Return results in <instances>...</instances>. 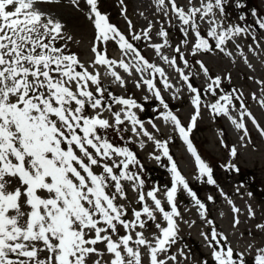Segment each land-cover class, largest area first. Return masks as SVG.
Returning <instances> with one entry per match:
<instances>
[{"label": "snow or ice", "instance_id": "6c2138e0", "mask_svg": "<svg viewBox=\"0 0 264 264\" xmlns=\"http://www.w3.org/2000/svg\"><path fill=\"white\" fill-rule=\"evenodd\" d=\"M45 2L51 0H0V264H264V242H249L237 250L228 236L213 226V220L206 216L205 203L189 186L169 152L172 137L163 140L148 131L135 111H143L142 106L134 98L114 95L104 87L99 71H89L76 53L68 51V41L73 37L65 35V26L58 18L37 7ZM120 2L123 4V0ZM70 3L80 9V0ZM84 3L94 28V41L98 42L91 47V67L104 68L121 88L127 81L117 68L129 76L138 73L135 87H146L159 101L163 110L158 111L157 119L171 125L187 146L198 173L195 179L206 178L207 184H215L212 167L201 159L189 140L200 115L201 95L190 79L199 71L186 70L193 67L191 57L208 76L207 66L198 57L214 51L232 56L227 46L232 43L239 49L238 37L251 35L256 47H260L250 31L252 26H244L246 17L242 11L236 22L230 19L229 8L242 10V0H154L156 11L162 13L168 26L182 34L174 47L169 44L166 27L156 32L162 42H151L153 22L137 33L128 21V38L99 10L98 0ZM121 14L127 18L125 10ZM252 16L256 17L255 25L264 30V16H257L255 11ZM140 40L150 41L147 47L175 70L192 94L195 111L187 126L169 110L154 83L153 78L158 76L164 90L173 88L165 69L145 58L133 43ZM111 41H115L122 56L129 58L127 62L111 59L102 50L100 45ZM165 48L174 55H165ZM248 48L254 51L252 45ZM240 55H244L243 51ZM244 62L252 66L247 58ZM209 80L204 91L216 96L222 78ZM179 91L172 93L173 98ZM234 101H239L238 109ZM259 103L264 107V99ZM206 107L243 130L241 140L249 135L245 118L264 136V127L237 90L219 95ZM230 109L238 111L240 118L233 117ZM125 122L131 125L133 136L146 137L154 143L157 151L150 154L152 159L157 163L162 158L167 160L171 185L163 192L156 185L145 191V180L139 171L132 170L140 165L136 154L102 134L108 129L118 135L129 130L122 127ZM147 123L160 131L153 120ZM221 144L228 147L223 140ZM140 147H144L143 139ZM237 154L236 147L229 149L231 157ZM222 167L239 171L234 163ZM129 188L135 193L132 199ZM179 191L187 193L200 218L210 226L209 231L200 232L210 260L198 261L180 246L183 214L177 204ZM161 194L163 202L158 198ZM232 212L238 214L240 209L233 206ZM248 215H254L251 207ZM239 223L234 218L233 228ZM256 228L264 232V224Z\"/></svg>", "mask_w": 264, "mask_h": 264}, {"label": "rangeland", "instance_id": "374dc122", "mask_svg": "<svg viewBox=\"0 0 264 264\" xmlns=\"http://www.w3.org/2000/svg\"><path fill=\"white\" fill-rule=\"evenodd\" d=\"M184 3L185 0H179ZM243 9L229 8L230 19L236 22V17L241 11L246 17V24L251 25V33L257 37L260 47H256L252 40V36H242L236 38L240 48L236 49L232 43L228 44V51L233 53L227 56L219 52H210L201 54L198 58L202 59L209 70L208 76H205L198 66L194 65L192 58L189 57L190 64L193 67L186 71H199V75L192 76L191 83L200 91L201 104L200 115L197 117L195 126L189 133L192 137L193 147L206 163L213 169V178L215 184H207L206 178L201 180L195 179L197 169L192 155L187 151V147L183 144V140L173 131L172 126L166 124L162 118L157 119L158 111H162L159 101L155 100L146 87L138 89L135 87V80L139 79V74L134 73L129 76L123 69L116 70L127 81L126 86L121 88L112 82L104 68L93 69L90 62L93 58L91 47L94 41V28L87 19V5L84 0H80V9H77L70 3V0H51V2L40 3L37 5L41 10L51 13L54 18H58L64 24L65 35L73 37L72 41H68V51L76 53L80 61L89 67V71H99L100 78L104 87L108 88L116 96H124L134 98L143 108L135 110L139 119L145 122L148 131L153 132L157 138L167 140L172 137L169 143V152L175 160L178 169L186 178L189 186L197 193V196L206 206V216L213 220L218 231L226 234L232 242V246L237 249H243L247 243L260 244L264 242V232L256 228L257 224H264V136H261L256 126L250 119L245 118V126L249 135L241 140L243 130H238L231 121L223 115H215L206 105L214 103L219 95L224 93H233L237 90V94L242 93V100L247 109L255 117L261 127H264V107L259 103L260 99H264V30L255 25L256 17L252 16L255 11L257 16H264V0H242ZM99 10L109 17L110 22L115 25L126 37L130 38L128 21H131L135 32H141L142 28H146L148 23L153 22L152 41L162 42L157 37L156 32L160 27H166L169 31V44L173 47L182 39V34L174 26H168V22L163 18L162 13L156 11L154 0H98ZM122 10L126 11L122 15ZM143 13V15H141ZM160 21H163L160 23ZM175 23V22H174ZM138 47L142 55L150 62L156 63L165 69L169 76V82L173 85L170 90H164L163 84L159 83V77H154V83L161 90L162 96L169 105V110L178 116L182 125L187 126L190 123L191 116L194 114V107L191 104V95L186 85L179 79L175 70L165 64L155 53L154 49L147 47L150 43L148 40L133 41ZM248 45H252L254 51H250ZM107 56L111 59H124L126 62L128 57L122 56L115 41H111L106 45H100ZM244 55L241 56L240 52ZM165 55H174L171 49L163 50ZM247 58L252 65L249 67L245 64L244 59ZM181 67L183 65L181 64ZM219 76L222 78L220 89H216V96L204 91L207 83L210 82L209 77ZM179 89L176 98L172 93ZM255 94L256 99H253ZM145 96L148 99L145 100ZM236 108H239V101H234ZM119 110V106H114ZM91 111V110H90ZM233 117L239 119V112L231 110ZM108 114L105 113V118ZM153 120L160 131L156 132L148 120ZM122 127L129 130L117 134L112 129H108L102 134L111 142L119 146H127L133 151L140 165L133 168V171H139L141 177L145 180V191L154 185L161 188V192L171 185V177L168 172V162L162 158L160 163L152 159L150 154H155L156 149L152 141H148L146 137L136 138L130 131L131 125L125 122ZM131 138V139H129ZM140 139L144 140V147H140ZM221 140L228 146L227 148L221 144ZM237 148V156L231 157L229 149ZM234 163L239 171L227 170L223 165ZM163 165V166H162ZM142 170V171H140ZM251 193V195H249ZM130 199L135 197V193L128 189ZM211 196L213 199L208 200ZM158 198L164 201L163 195ZM231 200L232 204L228 201ZM151 203V201H149ZM177 204L179 211L183 214V220L180 222V246L190 252L196 260L209 259V249L205 246L201 231H209L210 226L200 218L199 212L184 191L177 194ZM240 209V212L233 213L232 207ZM165 207L167 204L165 202ZM253 209L254 215L249 217L248 208ZM234 218H238L240 223L233 228ZM184 221H187L185 223ZM194 222V223H193ZM191 225V226H189ZM149 227H152L149 224ZM121 231H123L121 229ZM176 249L173 248L174 252ZM211 264V261H210Z\"/></svg>", "mask_w": 264, "mask_h": 264}]
</instances>
